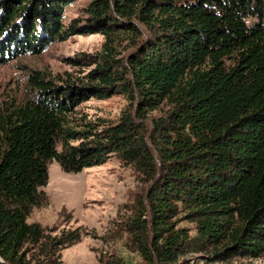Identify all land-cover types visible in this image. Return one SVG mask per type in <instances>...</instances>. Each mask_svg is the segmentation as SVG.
I'll return each instance as SVG.
<instances>
[{
	"label": "trees",
	"instance_id": "1",
	"mask_svg": "<svg viewBox=\"0 0 264 264\" xmlns=\"http://www.w3.org/2000/svg\"><path fill=\"white\" fill-rule=\"evenodd\" d=\"M74 1L0 0V65L70 36L104 38L90 83L53 86L33 74L31 96L0 107V264H57L79 243V229L51 237L28 223L47 200L39 189L52 162L77 174L112 156L146 186L120 225L145 264L209 248L221 260L260 257L264 0H90L86 22L64 26ZM121 42L131 51L117 60ZM117 94L133 107L117 123L74 119L82 103ZM164 102L165 119L148 116ZM181 212L196 237L175 228Z\"/></svg>",
	"mask_w": 264,
	"mask_h": 264
},
{
	"label": "rangeland",
	"instance_id": "2",
	"mask_svg": "<svg viewBox=\"0 0 264 264\" xmlns=\"http://www.w3.org/2000/svg\"><path fill=\"white\" fill-rule=\"evenodd\" d=\"M89 2L75 0L64 12V26L85 23ZM136 25L142 28L138 23ZM103 42L104 38L99 34L74 35L51 44L42 54L26 55L0 65V107L19 104L30 97L33 74H39L53 86L66 82L90 83L87 77L97 68ZM130 51L127 42L118 43L115 58L124 60ZM132 109L124 95L92 98L76 108L74 119H101L115 124L124 112ZM171 111L172 105L164 102L148 116L163 120ZM145 188L142 178L117 156L77 174L64 173L57 162H52L48 167L47 184L39 189L45 194L46 203L32 210L28 223L41 225L51 237L63 231L80 230L81 241L61 250L58 258L56 255L57 264H103L102 261L113 259H119L122 264H145L130 250L128 237L120 230L121 223L132 213L130 207L135 205ZM185 214L181 212L175 218V228L185 230L189 237H196V224L184 217ZM213 254L211 248L195 251L179 257L177 264H264V253L258 258L237 256L226 260L216 259Z\"/></svg>",
	"mask_w": 264,
	"mask_h": 264
}]
</instances>
